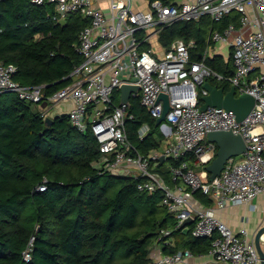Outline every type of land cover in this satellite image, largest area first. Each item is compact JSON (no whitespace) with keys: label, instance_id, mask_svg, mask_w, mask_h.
I'll return each mask as SVG.
<instances>
[{"label":"built area","instance_id":"1","mask_svg":"<svg viewBox=\"0 0 264 264\" xmlns=\"http://www.w3.org/2000/svg\"><path fill=\"white\" fill-rule=\"evenodd\" d=\"M96 1L29 0L38 6L52 5L53 18L58 21L76 12L89 18L76 45L83 61L70 74L74 81L47 97L42 85L24 86L14 80L13 64H0V92H12L19 99L34 103L44 98L49 104L71 99L73 106L68 112L71 124L80 132L89 128L99 144L98 172L141 178L137 184L140 191H160L161 203L177 219L176 226L192 216V236L213 237L209 249L212 264H259L254 234L250 236L245 227L232 231L214 211L247 203L264 194V0H176L168 4L154 0L146 10L133 8L132 0H101L105 1L106 9L96 6ZM233 11L239 14V26L230 23L210 36L211 42H229L232 76L226 77L206 65V49L201 60L191 61L194 40L176 39L161 57H156L150 47L141 48L145 36L141 38L139 33L151 26H157L159 31L176 20L199 19L202 15L219 22ZM209 76L228 81L237 94L247 92L254 96V106L244 119L237 121L224 108L200 109L199 94L206 95L207 91L203 88L199 91V86ZM123 83L139 85L140 103L154 118L162 113L159 93L168 95L170 109L165 116L168 125H164L172 140L161 153L156 150L147 156L140 154L126 138L125 119L132 115H128L126 104L113 102L115 90ZM46 114L47 111L43 112ZM214 130L240 134L245 142L241 156L227 159L218 176L209 180L205 171H195L184 160L169 167L173 179L178 180L170 186L154 171L152 164L161 155L166 160L193 154L195 164H208L214 157L215 146L206 147L203 142L207 133ZM45 189L43 178L36 190ZM195 190L208 195L213 205L197 208L192 201ZM170 232L162 229L161 236ZM33 240L31 236L22 252L24 261L31 258ZM260 240L264 251V234ZM167 243L168 240L164 242ZM162 244L160 250H152V264H190L188 259L193 254L189 250L164 253Z\"/></svg>","mask_w":264,"mask_h":264},{"label":"trees","instance_id":"2","mask_svg":"<svg viewBox=\"0 0 264 264\" xmlns=\"http://www.w3.org/2000/svg\"><path fill=\"white\" fill-rule=\"evenodd\" d=\"M89 22L80 12L58 21L52 5L0 0V64H13L14 80L24 86L42 85L44 96H51L74 81L70 74L83 61L76 48L78 36ZM230 23L239 26L238 13L225 14L219 22L210 17L173 22L160 29L158 38L164 48L176 39L194 40L190 60L198 61L211 43V32L222 31ZM139 36L143 37L141 31ZM149 47L141 42L142 49ZM205 63L226 77L234 74L232 51L228 61L214 55ZM206 81L224 91L230 88L226 80L207 77ZM118 93L115 90L113 95L116 105ZM139 100L132 98L128 106L132 118L125 119V133L135 149L147 156L160 148L164 135ZM48 105L47 98L34 103L0 92V264H151V247L157 242L163 243L164 253L209 252L213 237L192 236L194 221L182 234L184 227L176 226L177 219L161 203L160 191H140L141 178L98 172L101 153L91 130L78 131L68 114L47 124L41 110ZM143 124L149 130L140 136ZM215 151L216 146L214 155ZM195 159L193 154L165 162L159 159L154 171L174 186L178 180L169 167L185 160L195 171L204 170L206 164L198 166ZM43 178L46 189L37 191ZM194 198L205 206L212 202L201 190L193 192ZM162 229L171 232L161 236ZM31 236V258L24 261L22 252ZM179 236L174 245L170 239Z\"/></svg>","mask_w":264,"mask_h":264},{"label":"crops","instance_id":"3","mask_svg":"<svg viewBox=\"0 0 264 264\" xmlns=\"http://www.w3.org/2000/svg\"><path fill=\"white\" fill-rule=\"evenodd\" d=\"M95 5L96 6L100 5L101 7L106 9L105 8L106 7L105 1L97 0L95 2ZM148 7H149V2L145 6V8L147 9ZM203 17H209V16L208 15H202L200 18H203ZM199 19H192V20L198 21ZM177 21H185L186 22V20H176L174 22H177ZM157 30H158L157 26H151V27H149V28H147L141 32L143 34V37L145 36L144 42H148L150 44V48L152 49L154 55L156 57H161L166 48L161 46V44L159 42V38H158V33L160 30L159 31H157ZM213 31H215V30H213ZM210 36H211V34H210ZM205 49L207 51V57H211L214 55H220L224 61L229 60L231 50H232L229 42H211V43L206 45ZM204 52H205V50H204ZM204 52H203V54H204ZM203 54L201 55V58H202ZM209 77H213V76H209ZM213 78H215V77H213ZM215 79L217 81H220L217 78H215ZM229 85L231 86L230 83H229ZM201 89H202V86H199V91H201ZM199 96L202 97L203 95L200 93ZM117 97H118L119 102H120V91H119ZM132 98H138L139 99L140 98V90L136 93H134V92L131 93L130 102H131ZM72 106H73V101L71 99H66V100H61L55 104H49L48 107L47 106L44 107V109L41 111L42 112L47 111L46 116H53L55 114L62 115V114H68V112L72 108ZM155 120H156V118H155ZM164 124H165V121L161 122L159 125L155 124L156 126H158L159 131L164 135V140L162 141L160 148L157 149V151H159L160 153L163 150V148L167 144H169L170 141L172 140L171 135L169 134V131H168V127H165V125H168V124H165V125ZM162 126L164 127V130H163ZM148 128L149 127L147 124H143L141 126V128L139 129L140 136H143L149 130ZM203 143H204V145H206V147L207 146L210 147L211 145L215 146L212 142L207 140V137L204 139ZM208 152L212 153L211 150H208ZM162 161L165 162L166 160L162 159ZM197 165L199 166L201 164H197ZM152 166H153V168H155L157 166V163H153ZM202 171H205V169ZM206 174L208 175L207 172H206ZM193 203L197 208L198 207L199 208L200 207H209V206L213 205L212 202H211V205H209V206L202 205L195 198L193 200ZM214 212H215V215L222 222H224L232 231L236 232L241 227H245L248 231V234L250 236H252L259 229V227L264 224V194L258 195L257 197H255L254 199H252L251 201H249L247 203H241L238 205H228L224 208H215ZM186 226H184V228H182V231H180L184 235L187 233ZM180 238H181V236L174 237L173 239L171 238L170 240L173 242L174 245H176V242H179ZM152 250H153V252L160 250V243H155L151 247V252H152ZM188 261L190 264H203V263L212 264V259H211V256L209 255L208 251L205 253H193V255L188 259ZM218 264H227V263L221 262Z\"/></svg>","mask_w":264,"mask_h":264},{"label":"water","instance_id":"4","mask_svg":"<svg viewBox=\"0 0 264 264\" xmlns=\"http://www.w3.org/2000/svg\"><path fill=\"white\" fill-rule=\"evenodd\" d=\"M202 88L207 91L206 95L201 97L202 104L200 109L204 110L208 106L224 108L227 111H231L237 121H241L249 113L254 106L255 98L253 95L244 92L236 93L234 85H231L228 91H224L223 87L212 85L208 81L202 83ZM120 102L119 104L130 105V95L132 92L139 91V85L123 83L119 86ZM158 101H162V113L156 118L155 124L159 125L165 121V116L170 109L168 95L166 93H159ZM46 102H42L45 106ZM58 114L53 116H46L45 122L47 124L52 123L54 118L58 117ZM207 140L212 142L216 146L215 155L212 160L204 166L205 171L209 174L208 179L212 180L218 176L226 162L230 157H240L245 150V142L240 134H233L231 131L226 130H214L207 133ZM163 155L160 156V160L163 159ZM193 221V217L189 216L182 220L180 227H184ZM264 234V224L254 234V243L260 258L259 264H264V251L262 249L260 237Z\"/></svg>","mask_w":264,"mask_h":264},{"label":"rangeland","instance_id":"5","mask_svg":"<svg viewBox=\"0 0 264 264\" xmlns=\"http://www.w3.org/2000/svg\"><path fill=\"white\" fill-rule=\"evenodd\" d=\"M147 4H148L147 0H132V5H133V8L135 9L146 10L145 6Z\"/></svg>","mask_w":264,"mask_h":264}]
</instances>
